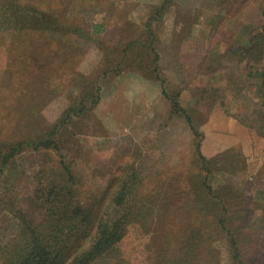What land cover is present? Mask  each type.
<instances>
[{
	"label": "rangeland",
	"instance_id": "obj_1",
	"mask_svg": "<svg viewBox=\"0 0 264 264\" xmlns=\"http://www.w3.org/2000/svg\"><path fill=\"white\" fill-rule=\"evenodd\" d=\"M249 43L241 62L238 49ZM262 80L264 0H0V264L34 255L36 264L56 255L65 263L108 190L156 171L158 217L129 226L94 264H264V130L250 116L264 105ZM235 137L246 139L247 154L228 143ZM197 141L223 200L226 183L251 187L232 201L252 212L225 217L237 229L236 261L225 234L194 252L200 225L182 206L202 182ZM63 170L77 182L72 210L85 204L87 218L51 217L65 206L48 196L60 191ZM113 210L108 221L119 215Z\"/></svg>",
	"mask_w": 264,
	"mask_h": 264
},
{
	"label": "trees",
	"instance_id": "obj_2",
	"mask_svg": "<svg viewBox=\"0 0 264 264\" xmlns=\"http://www.w3.org/2000/svg\"><path fill=\"white\" fill-rule=\"evenodd\" d=\"M252 47L253 44L249 43L247 44L246 48L238 49V51L240 50L243 52V57L240 58L241 62L246 61V55H248L250 50L253 49ZM262 82H264V80H262ZM261 86H263V83ZM255 107L251 110L250 116H260L259 123L262 125L264 130V113L263 111L257 112L256 110L258 107H264V105L259 104ZM172 110L175 111L180 117L184 118L188 125L189 131L194 136V139H202V134H200V132H198V130L194 127L190 116L179 106L176 101L172 103ZM238 120L241 121L240 119ZM195 154L198 160L195 167L198 170H196L197 174L194 176L196 178H200L201 176L200 179L202 182L200 185H198L199 182H195L196 180L194 181L195 183L193 182L194 185H192V187L188 190L190 193V198L186 200L182 206L185 211L187 210L191 213L195 221H197V224L200 225L195 235H197L198 238L200 236L201 240L198 241V244H195V242L193 243L194 252L195 254H199L198 250L200 249V246L206 242H209L210 244L214 241L220 240V243H223L221 239L223 238V234H225V236L230 239L229 243L227 241L225 242L232 249L231 261H236L239 259V254L236 247L237 243L235 240V238L238 236L236 234L237 229L234 227V225H230V219L225 217L230 214L237 216L243 212L248 214L252 212L248 211L245 206L243 207V205L240 207L239 204H236L237 201L236 203L232 201L233 198H236L234 200H237L242 197V192H250L251 187L248 185V180H242L237 184L236 182L226 183L219 189V191L223 190V192L227 194L229 200H223L221 195H218L214 192V187L212 184H209V177L214 174V170H210L208 168L207 164L209 160L205 158L200 152V141L195 143ZM241 156L243 155L241 154ZM2 165H4V162ZM221 171L237 176L240 174L242 175L245 170ZM62 174L64 177L60 191L56 192V190L52 189L48 196L53 201H55L60 196L61 202H64L65 206L61 208L58 215L57 212L52 213V210H49L51 217H61L60 219H64L65 223H67L72 222L73 219L71 218L76 217L77 214H80L81 217H85L86 214L91 215L92 211L87 210L85 208V204H82L81 206L74 204V211L72 210L70 200L78 193V189L74 187L77 182L74 176L66 170H63ZM151 174L152 175L147 177V180L144 182L143 178L141 179L138 175L132 173L130 178L133 179L134 176H136L139 180L134 178L135 181H132L130 186H128L126 182H123L121 185L115 188L111 195H109L108 190L104 199H101L102 201L107 199V204L103 203L98 207L97 213H101L96 214L93 222H90L91 219L89 218L86 219V216V220H83L85 222L80 224L81 228H84V230L86 229V231L84 232L83 230L84 236L81 238L79 247L75 251L71 252L67 261L62 264H94L97 259L109 253V251H111L124 238L129 226L140 225L139 230L140 228L144 229L150 222L152 223V218L155 219L158 217L160 213V207L157 201L159 200V191L161 189L158 187L157 179L161 173L159 174V171H156ZM257 192L264 194V189L257 190ZM80 195H82L81 192L79 193V196ZM255 197L256 195L250 197V200H253ZM53 205L55 206L56 204ZM112 209H114L113 211L116 213L118 212L119 215L113 218V220L108 221L103 215H107ZM88 224H90L91 227L95 229H90L87 226ZM207 224H209L211 231L207 229ZM52 246L54 245H50V247ZM57 257L58 256L56 255L53 264H57ZM37 258L38 257L34 255L32 259H29V264H36L35 262ZM121 262L122 264L128 263H125L124 261ZM194 264H207V262H205L203 259H195Z\"/></svg>",
	"mask_w": 264,
	"mask_h": 264
},
{
	"label": "crops",
	"instance_id": "obj_3",
	"mask_svg": "<svg viewBox=\"0 0 264 264\" xmlns=\"http://www.w3.org/2000/svg\"><path fill=\"white\" fill-rule=\"evenodd\" d=\"M141 5V4H140ZM131 13V11L129 10L128 11V14H130ZM223 123H224V120H223ZM229 124L230 123V126L233 128V124H235L236 125V123H235V119H232V118H229V119H227L226 121H225V124ZM227 124V125H228ZM227 125L225 126V128H223L224 130H227ZM237 126V125H236ZM240 126V125H239ZM239 126H237V127H239ZM241 130H242V127L240 128ZM222 141V140H221ZM228 141V143L229 144H231V145H239L240 147H241V151H243V153L244 154H247L246 152V150H245V148H247V146H246V139L245 138H233V139H231V140H227ZM220 143H222V142H220ZM220 148H222V147H220Z\"/></svg>",
	"mask_w": 264,
	"mask_h": 264
}]
</instances>
